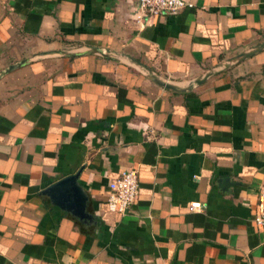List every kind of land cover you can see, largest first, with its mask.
<instances>
[{
	"label": "crops",
	"instance_id": "obj_1",
	"mask_svg": "<svg viewBox=\"0 0 264 264\" xmlns=\"http://www.w3.org/2000/svg\"><path fill=\"white\" fill-rule=\"evenodd\" d=\"M187 1L0 0V264H264V51L186 93L131 62L186 85L264 42V0ZM92 47L120 61L34 58ZM136 168V202L111 211ZM79 170L91 220L45 194Z\"/></svg>",
	"mask_w": 264,
	"mask_h": 264
},
{
	"label": "water",
	"instance_id": "obj_2",
	"mask_svg": "<svg viewBox=\"0 0 264 264\" xmlns=\"http://www.w3.org/2000/svg\"><path fill=\"white\" fill-rule=\"evenodd\" d=\"M262 51H264V42L260 44H256L255 46L250 48L249 51L241 53L236 57L227 60L226 62H223L221 65L213 68L212 70L208 71L201 77L198 76L194 78L186 85H179L166 78L160 77L153 70L141 64L140 61L136 59L134 60L131 59V62L133 65L138 66L140 70H143L147 74V76L160 87L169 89V91H173V92L186 93V92H191L195 86L203 85L208 79L218 74L223 69H227V68L230 69V67L240 62H243L251 58V56L255 55L256 53L258 54ZM47 55H60L69 58H73L75 56H80V55L82 56L100 55L104 58L105 57L109 58L112 61H120V59L115 55H113L109 50L104 51L99 47H92L85 51L79 49L78 50L75 49L71 51L49 50L44 53L37 54L34 58L46 57ZM29 61H30L29 59H25V60L23 59L17 62L16 64L9 66L7 69L3 71V74H8L9 72L17 69V67L21 65H25ZM80 172L81 170H79L77 173L67 175L64 178H61L55 182L50 183L45 190V194L50 196L51 201L53 202L54 205L60 206L63 210L69 211L77 217L91 220L92 217H90V215L86 213V207L88 206L89 196L86 190L82 188V186L78 182Z\"/></svg>",
	"mask_w": 264,
	"mask_h": 264
},
{
	"label": "built area",
	"instance_id": "obj_3",
	"mask_svg": "<svg viewBox=\"0 0 264 264\" xmlns=\"http://www.w3.org/2000/svg\"><path fill=\"white\" fill-rule=\"evenodd\" d=\"M191 5L187 0H139L138 8L150 16H157L162 13L178 14ZM138 178L139 171L136 168L126 170L118 178L109 181L107 204L111 211L124 213L136 202L139 193ZM202 207L199 201H195L190 210H200ZM253 221L264 235V186L259 190V201L253 212Z\"/></svg>",
	"mask_w": 264,
	"mask_h": 264
}]
</instances>
